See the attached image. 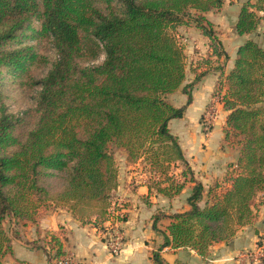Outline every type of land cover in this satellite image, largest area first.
I'll return each instance as SVG.
<instances>
[{"label":"trees","instance_id":"trees-1","mask_svg":"<svg viewBox=\"0 0 264 264\" xmlns=\"http://www.w3.org/2000/svg\"><path fill=\"white\" fill-rule=\"evenodd\" d=\"M224 3L0 0V75L4 70L24 72L36 58L32 46L15 44L29 32L49 38L56 53L46 76L35 83L40 92L33 108L14 114L0 96V264L13 256L6 218L37 224L45 212L57 207L82 222L102 225L107 221L109 202L119 186L111 147L126 153L128 163L141 166L148 175L149 194L172 199L188 183L193 185L189 208L166 216L170 224L163 247L192 250L205 258L211 246L231 240L253 223L258 196L264 192L262 46L253 39L240 46L233 69L226 76L221 73L213 93L215 97L219 87L225 88L221 96L227 113L224 140L240 148L226 178L205 191L170 129L171 121L183 118L192 104L187 90L211 69V57L228 59L206 18L209 12L221 11ZM261 10L264 0L243 5L236 24L239 36L258 29ZM180 27L199 29L209 39L212 53L194 67L199 72L194 83L184 87L187 105L175 107L166 97L177 92L187 76ZM88 46L98 49L94 58L101 50L104 61L83 66L79 59ZM176 163L187 169L180 174L182 182L166 175ZM60 232L62 228L39 232L31 243L50 264L69 255ZM160 250L153 252V263L168 264Z\"/></svg>","mask_w":264,"mask_h":264},{"label":"crops","instance_id":"crops-1","mask_svg":"<svg viewBox=\"0 0 264 264\" xmlns=\"http://www.w3.org/2000/svg\"><path fill=\"white\" fill-rule=\"evenodd\" d=\"M256 1L225 0L221 11L206 14V18L217 31L228 59L225 56L219 59L211 57L215 65L194 86L191 93L192 104L187 107L190 110L199 98V112L213 102L221 114L219 125L213 128L207 140L204 139L203 143L202 140L194 142L191 149L185 153L195 179L204 186L205 191L218 179L223 180L233 170L231 165L235 167L238 159V151L223 147L227 113L223 104L213 97V93L221 73L226 76L233 69L240 46L253 39L264 49V19H261L258 29L251 35L241 37L236 32L243 5ZM178 31L183 35L185 54L188 57L186 60H190V63L194 64L193 67L201 65V61L212 53L209 51V39L195 27H180ZM230 38H233V41H230ZM148 181V175L139 164L127 166L126 162L124 170L119 173V186L115 194L126 202L127 220L121 226L124 234L130 238L119 256H112L108 249L104 240V225H96L94 221L82 222L70 211L53 207L45 212L37 224H21L11 218L19 233L10 236L13 256H7L3 264H6V261L7 264H50L48 257L42 251L36 250L31 243L38 239L39 232H59L61 228L66 251L83 264H154L152 254L160 249V254L168 264H250L241 256L242 253L255 250L257 246L264 244L261 228L256 229L251 225L242 228L231 240L211 246L209 255L205 258L192 250L163 247L170 224L166 216L189 208L187 199L191 195L193 185L188 184L180 195L170 199L156 193L149 194ZM156 214L160 216L159 219L155 218ZM160 222L163 224L162 228L159 226Z\"/></svg>","mask_w":264,"mask_h":264},{"label":"rangeland","instance_id":"rangeland-1","mask_svg":"<svg viewBox=\"0 0 264 264\" xmlns=\"http://www.w3.org/2000/svg\"><path fill=\"white\" fill-rule=\"evenodd\" d=\"M34 28L38 29L39 23H35ZM178 34L180 37H183V35L179 31ZM230 41H233V38H230ZM15 44H20L23 46L26 45L32 46L33 52L36 54V58L27 64L28 65L27 70L24 72L21 71L15 72L8 70L3 71V73L0 75V96L3 99V101L6 103L9 112H12L14 114H23L24 112L28 111L29 109L35 106L36 96L40 92V87L36 86L35 83L36 81H39L40 79L46 76V74L51 68L52 62L56 57V53L54 51L55 49L53 48L51 40L47 37L40 36L37 33L29 32L26 34V36H20L15 41ZM97 50H93L88 46V48H86L85 54L79 59V62L83 66L97 65L103 62L105 59V55L101 50H99L97 58L93 57V52ZM193 65L194 64L190 63V60L187 61V68H186L187 76L183 86L174 94L168 95L166 97L167 100L170 103H172L175 107H182L187 105L188 97L184 93V87L190 85L191 83H194L196 75L199 73L197 69L193 67ZM214 65H215L214 61H211V64L208 65V67L210 66V68H213ZM198 83H195L192 87L188 88L187 91L192 93L194 86ZM223 93H225V88L219 87L218 91L216 92L215 98L217 96H222ZM214 105L215 104L212 102L208 104L205 107V109L202 110V112H199L201 108V100L197 98L195 103L190 107V110L188 109H187L188 111L186 110L185 112L186 115L184 114L185 118H182L181 120L178 121L175 120L170 123L171 132L175 136H177L184 154L191 149L194 142H197L198 140L199 141L202 140L203 143L205 140H207L208 135L206 134L207 130L205 129L206 124L204 120V115L207 113V110L210 107H213V111H212L213 118L210 124L211 125L210 131H212L215 126L219 125L221 114L218 112V110L215 108ZM30 121H33L34 123L35 120L30 119ZM30 121L28 122L27 125H25L26 126L25 131L28 130V128H30V126H28L30 124ZM203 146H205V144H203ZM223 147H227L230 151L231 150L238 151V157H239L240 148H238L237 146H231L227 142H225V146ZM110 152L116 159L119 173L124 170L126 162H127V166L137 165V164L128 163L127 154L117 150L114 147H111ZM184 171L187 172V169L183 166V164L176 163L171 165L170 169L168 170V174L166 175L167 176L174 175L178 178V181L182 182L184 178L180 177V174H182V172ZM187 178H190V175H187ZM217 181L221 182L222 180L218 179ZM214 184L215 182L212 185ZM118 198L120 197L114 194L111 201L109 202L110 203L109 208L112 206L113 203L117 201ZM257 204H258L257 218L253 221L251 225L254 226L256 229L261 228L263 233L262 238L264 240V192H262L258 196ZM126 208H127L126 202H124L123 200L122 207H119V213L122 215L121 217L127 215ZM157 215L158 214H156V216ZM103 223L104 222H102V225L105 226V224ZM104 226H103V230L106 229L104 228ZM159 226L162 228L163 224L160 222ZM16 227L17 226H14V223L11 220V218H6L5 229L7 230V232H9L10 236L11 235L14 236L16 232L19 233ZM122 232L125 233L124 229H122ZM129 240L130 238L124 234V246Z\"/></svg>","mask_w":264,"mask_h":264},{"label":"built area","instance_id":"built-area-1","mask_svg":"<svg viewBox=\"0 0 264 264\" xmlns=\"http://www.w3.org/2000/svg\"><path fill=\"white\" fill-rule=\"evenodd\" d=\"M261 19H264V10L259 11L258 13ZM216 101L221 103V96H217ZM213 107H210L207 110V113L204 115V120L206 124V134L211 133V120L213 118ZM119 207H122V200L117 199L115 203L108 209L107 212V221L104 223L106 228L103 230L105 235V240L107 242L108 249L112 256L117 257L121 254L124 248V233L122 232V223L121 214L119 213ZM243 258L248 260L250 264H261L262 259L264 258V244L256 247L255 250L245 251L241 255ZM56 264H83L78 261L73 255L69 254L61 259L55 261Z\"/></svg>","mask_w":264,"mask_h":264}]
</instances>
